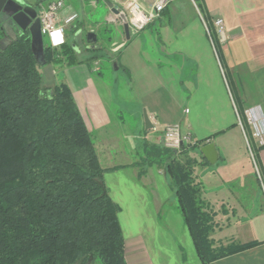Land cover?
I'll use <instances>...</instances> for the list:
<instances>
[{
	"label": "crops",
	"instance_id": "obj_1",
	"mask_svg": "<svg viewBox=\"0 0 264 264\" xmlns=\"http://www.w3.org/2000/svg\"><path fill=\"white\" fill-rule=\"evenodd\" d=\"M40 1L25 0L32 6L52 0ZM112 1L120 6L122 0ZM92 3H100L108 13L107 21L111 20L113 12L105 0ZM202 3L205 16L213 22V41L203 14L191 0L172 1L145 29L130 31V37L123 21L114 27L121 40L113 39L116 45L110 51L120 55L118 61L110 62L128 73L134 101L114 96L111 85L99 76V58L92 60L93 67L82 62L62 68V82L72 91L106 169L108 192L120 207L128 264H203L178 207L171 177L141 153L159 146L168 124H180L196 140L216 145L215 164L208 162L200 148L190 152L198 160L194 178L205 210L214 214L216 226L210 236L215 244L257 242L213 264H264V148L258 152L260 179L253 172L236 111L264 104V0ZM66 5L61 20L76 12L73 22H82L78 11ZM216 18L224 19V40L215 30ZM87 21L92 24L86 16ZM133 37L138 41L140 37L142 45L130 47ZM145 112L153 129H146ZM145 164L149 167L142 169ZM130 224L136 232L125 233Z\"/></svg>",
	"mask_w": 264,
	"mask_h": 264
},
{
	"label": "trees",
	"instance_id": "obj_2",
	"mask_svg": "<svg viewBox=\"0 0 264 264\" xmlns=\"http://www.w3.org/2000/svg\"><path fill=\"white\" fill-rule=\"evenodd\" d=\"M195 1L211 31L202 0ZM3 37L0 30V264H128L120 207L71 89L48 83L39 72L29 31L7 43ZM44 42L46 65L99 57L80 59L77 45L67 40L59 48ZM86 42V50H99ZM199 142L180 151L155 146V158L146 160L164 165L196 253L203 264H213L257 242L214 247V214L205 210L193 177L198 161L190 157L206 140ZM262 148H255L257 165Z\"/></svg>",
	"mask_w": 264,
	"mask_h": 264
},
{
	"label": "rangeland",
	"instance_id": "obj_3",
	"mask_svg": "<svg viewBox=\"0 0 264 264\" xmlns=\"http://www.w3.org/2000/svg\"><path fill=\"white\" fill-rule=\"evenodd\" d=\"M40 2L46 3L47 0H43ZM66 2L68 3V5L73 7L76 11H78V13L81 15V19H82V22L77 21V22H73L69 26L67 25L68 26V28H67V36H68L67 41L72 42L73 44L77 45L78 50H79L78 57L80 59H87L93 53L98 54L99 55L98 58L100 59V63H101L99 65L101 68L99 76L101 77L102 80L106 81L108 84L111 85V87L113 89L114 96H125L127 100H131V101L136 100V96H135L136 94H135V91L133 89V84L132 83L130 84L131 78L129 77L128 73L125 72V70L123 68L117 69V67H115V64H112L110 62L112 58L114 59V61L115 60L118 61V57L120 55L119 52L110 51V49L116 45V43H113L112 40L115 38H116V40H118V42H120V40H121V39L117 38L115 29H114V27H120V22H122L120 16L113 13V15L111 16L112 21L111 20L107 21V14L108 13L103 9V6L100 3L97 4L96 6H94L92 3V0H66ZM33 6H36V4ZM117 7H119V6H117ZM86 16L89 18L90 21H92V24L89 23L88 21H87V23L84 22ZM96 21H100L101 25L95 27L93 22H96ZM91 27L94 28V32H96L97 37H98V41L96 42V47L99 50H96V51L86 50L87 34L90 31H92ZM138 39H139V41L134 38L130 43V47L133 48L135 46L142 45L140 43L141 38L139 37ZM44 40L47 41L48 38L45 36ZM65 65L69 66L66 63H62V62H54V63L48 64V65H45L43 67V70H44L47 82L52 83V84H54L56 82H62V80H64V78H65V75L62 71V68H64ZM92 65H93L92 61H90V67H93ZM224 72H225V74H224ZM224 72H223V74H224L226 83H227V85H229L228 84V81L230 83L229 76L226 75V70H224ZM261 105H263V104H261ZM248 108H250V107H248ZM240 115H241V117H239L237 115L238 123L240 125L239 119H241L242 124L244 126L245 134H246L245 135L243 132V142L247 146L249 157L251 159V162L253 163V165H252L253 172L256 174L257 177H259V174L261 175V169H260L259 165L255 166L253 159H254V153H255L256 145H259L260 142L258 140L257 141L255 140L256 138L253 136L251 126L246 121V118L244 117L243 112L242 113L240 112ZM159 146L162 148L166 147L164 145L163 140L161 141ZM141 153H144L145 157L150 156L152 159H154L157 152L152 150V152L141 151ZM190 157L194 158L192 155H190ZM241 163H243V161H241ZM147 164L143 165L142 169L148 168L149 166ZM161 166H162V169L165 170L164 165L161 164ZM258 180H259V178H258ZM194 181H195V178H194ZM262 189L264 190L263 185H262ZM263 197H264V191H263ZM214 222H215V220H214ZM130 226H131V228L129 230L124 229L125 233L136 232V230H134V227L132 226V224H130ZM215 226H216V223L214 224V227ZM213 230H214V228H213ZM214 247L220 248L222 246H218L214 242ZM94 264H97V262H95Z\"/></svg>",
	"mask_w": 264,
	"mask_h": 264
},
{
	"label": "built area",
	"instance_id": "obj_4",
	"mask_svg": "<svg viewBox=\"0 0 264 264\" xmlns=\"http://www.w3.org/2000/svg\"><path fill=\"white\" fill-rule=\"evenodd\" d=\"M172 1L174 0H122L118 8L126 16L130 30L136 33L145 29L153 20L158 18ZM191 1L197 5L195 0ZM66 9L65 0H52L46 5H41L37 8L42 34L48 38L51 46L54 48H59L66 42V26L78 18V14L72 12L61 20V14ZM204 24L208 35L212 39L211 31L205 21ZM214 26L219 37L224 40L226 33L224 19L216 18ZM236 111L237 115L241 117L239 110ZM244 115L246 121L251 126L253 136L256 138L255 140L260 142L259 145L264 144V104L247 108L244 111ZM239 120L242 131L245 134L242 121L241 119ZM163 141L167 148L177 151H180L185 146L200 144L193 137L192 133L183 131L180 124L166 125L163 130ZM208 142L206 140L203 145ZM259 178L261 179L260 174Z\"/></svg>",
	"mask_w": 264,
	"mask_h": 264
},
{
	"label": "water",
	"instance_id": "obj_5",
	"mask_svg": "<svg viewBox=\"0 0 264 264\" xmlns=\"http://www.w3.org/2000/svg\"><path fill=\"white\" fill-rule=\"evenodd\" d=\"M113 13L120 16L123 21L124 30L127 37H130V27L126 16L115 6L112 0H105ZM0 30L3 31L4 39L11 42L16 40L18 32H30L31 49L37 61V69L42 73L43 66L47 60L45 56V42L41 30V22L38 17L36 6L29 5L25 0H0ZM97 35L90 31L87 34L88 48H94L97 42ZM146 129H153L154 125L149 119L148 114L144 113ZM200 152L209 163L215 164L218 160V151L215 143L210 142L200 148ZM91 264V262H89Z\"/></svg>",
	"mask_w": 264,
	"mask_h": 264
},
{
	"label": "flooded vegetation",
	"instance_id": "obj_6",
	"mask_svg": "<svg viewBox=\"0 0 264 264\" xmlns=\"http://www.w3.org/2000/svg\"><path fill=\"white\" fill-rule=\"evenodd\" d=\"M7 42H8V40L3 38L2 43H7Z\"/></svg>",
	"mask_w": 264,
	"mask_h": 264
}]
</instances>
